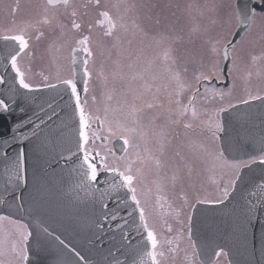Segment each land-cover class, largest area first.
I'll return each mask as SVG.
<instances>
[{"label": "snow or ice", "instance_id": "obj_1", "mask_svg": "<svg viewBox=\"0 0 264 264\" xmlns=\"http://www.w3.org/2000/svg\"><path fill=\"white\" fill-rule=\"evenodd\" d=\"M227 7L229 18H234L237 27L244 30L250 28L257 18L264 19V0H238ZM18 8L17 4L13 12ZM112 8L116 9L115 14L103 0H86L85 3L78 0H45L38 18L24 25L13 22L12 26L0 30V62L4 67L0 73V160L4 162L6 175L5 193L17 210L23 208V189L29 183V152L43 147V142L36 143L41 141L40 134L44 128L59 121L56 135L60 141L66 140V144H61L62 151L57 162L64 160L70 165V173H75L77 177V186L90 197L93 209L99 207L97 230L103 233L111 223L119 230L121 240L129 245L133 233L141 238L142 245L133 250L140 256L139 264H163V249L169 246L170 252L177 250L179 245L176 242L184 234V227L192 250L189 264H210L201 259L196 251L198 245L193 241L194 214L200 211L198 205H224L226 201L235 199L234 193L239 185H243L246 191V195L241 197L239 226L247 239V229L259 225L260 253L264 259V177L259 182L246 180L244 171L253 165L264 166V139L259 151L249 159H232L231 154L239 146L228 136L226 122L222 118V114L235 110L238 104L249 105L252 101L264 103V92H247L236 102L229 100L226 106L221 103L207 119H201L202 115L207 116V109L198 108L201 99L223 102L226 95H231L230 91L225 93L212 88V84L226 74L232 75L233 68L227 64L221 67L220 62L236 64L234 41L226 40L222 45L219 40L209 41L212 59L207 64L201 62L189 79L187 67L180 69L177 66L173 47L182 37L166 33L150 36L148 29L130 15L134 4L122 0ZM92 10L95 17L86 19ZM97 27L102 30L99 39L94 36ZM129 31L133 35L142 33L155 44H166V47L158 54L139 48L126 60L118 52L110 73H106L101 66L94 74L90 65H95L97 50L102 54L106 50V41H114L112 47L119 49V33ZM46 39L49 40V48L67 49L69 71L66 76L58 73L54 80L43 76L39 83H35L31 78V60L35 56L32 44L33 41L39 43ZM260 58L264 59V53ZM257 59L256 56L251 57L253 62ZM25 60L29 63L25 64ZM161 63L167 81L163 86L167 104L159 102L161 85L157 83L159 77L154 71ZM94 75L105 88L103 107L95 112L88 108L87 99H82V94L86 96L90 91L89 84ZM147 95L151 99H147ZM96 100L93 96V103ZM157 109V114L145 123V116ZM161 116L165 123L157 125L155 122ZM173 125L185 130H193L194 126L206 129L222 144L208 151L198 142L191 141L189 149L192 157H181L185 162L173 167L165 158L171 143L170 126ZM113 138L122 144L119 156L107 147ZM197 159L213 170L223 167L230 171L227 183L216 188L217 195H193L190 198L184 190L185 180L191 177ZM146 169L152 170L156 177L153 187L144 186ZM168 169H171V175ZM178 187L179 192L176 193ZM16 189H21L20 196L16 195ZM169 189L176 193V199L181 202L179 206L169 199ZM17 200L22 203L15 204ZM185 208L187 212L181 221L180 233L173 238H162L157 231L155 217L158 214H174L179 218ZM10 219L9 216H0V221ZM38 223L40 228L35 234L27 225H22V230L13 233L0 228V258L10 257L0 259V264H30V240L33 238L38 253L54 249L49 255L67 253L73 257L75 264H88L77 246L62 238V233L51 225L46 226L42 220ZM164 229L168 233L173 232L172 225L166 221ZM172 245L176 246L170 247ZM118 251L122 252V249ZM223 252L220 248L215 256L219 257ZM109 254H112L111 251ZM115 264H126V261L115 259Z\"/></svg>", "mask_w": 264, "mask_h": 264}, {"label": "water", "instance_id": "obj_2", "mask_svg": "<svg viewBox=\"0 0 264 264\" xmlns=\"http://www.w3.org/2000/svg\"><path fill=\"white\" fill-rule=\"evenodd\" d=\"M243 31L245 30L241 28L236 30L232 38L234 44ZM228 63L224 61V65L228 66ZM3 71V63L0 62V73ZM77 79L79 80V76ZM80 86L82 88V84ZM222 118L226 122L228 136L239 146L231 154L232 159H248L259 151L264 139V103L252 101L249 105H238L235 110L230 109L222 114ZM58 124L59 121H56L44 128L40 134L41 141L36 142H43V147L29 152V183L23 189L24 206L20 210H17L4 191L6 175L4 162L0 160V214L24 222L34 234L40 228L38 221H44L46 226L51 225V228L62 233L66 242L76 245L88 264H115V259L126 261V264H139L140 256L133 250L142 245L141 238L133 233L129 245L121 240L119 230L111 223L103 233L97 230L99 207L93 209L90 197L77 186V177L75 173H70V165L64 160L57 162L58 154L62 151L61 144H66V140L62 142L57 138ZM221 144L222 141H218V145ZM114 147L118 154L122 153L119 140L114 142ZM244 171L246 180L259 182L264 177V166L253 165L251 169ZM20 194L21 189H16V195ZM243 195H246V191L243 185H239L238 191L234 193L235 199L226 201L224 205L197 206L200 211L194 214L193 241L198 245L196 251L200 253L201 259L211 261L215 252L223 248L229 264H264L258 239L259 225L247 229V239L239 226ZM20 203V200L15 202ZM30 247V264H53L54 261L55 264H75L73 257L67 253L60 256L49 255L54 249L38 253L34 238L30 240ZM118 249H122V252Z\"/></svg>", "mask_w": 264, "mask_h": 264}, {"label": "rangeland", "instance_id": "obj_3", "mask_svg": "<svg viewBox=\"0 0 264 264\" xmlns=\"http://www.w3.org/2000/svg\"><path fill=\"white\" fill-rule=\"evenodd\" d=\"M103 2L115 14L116 9L112 8V5L122 3V0H103ZM123 2L135 5L130 15L148 29L150 36L157 33H166L172 36L182 37L173 47L175 48V56L178 59L177 66L180 69H183L185 66L187 67V78L189 79L193 72L200 66L201 62L207 64L212 59L209 53V41L219 40L222 45L226 40H231L237 28L235 19L229 18L227 7L230 4H234L235 0H123ZM121 11H123V8H121ZM38 17L39 15L29 17L26 21H32ZM93 18L92 16H88L86 19L91 20ZM24 24L26 23L22 22V25ZM194 29H198V31H193ZM101 31L98 27L94 31V36L97 39L101 38ZM119 35L121 37L119 49L112 47L114 41H106V50L102 54L100 50H97L95 65H90L93 68L94 74L99 71L101 66L104 67L106 73H110L113 68V61L117 58L118 52L126 60L130 53H134L139 48H144L149 53L158 54L166 47V44H155L150 38L145 37L139 32L135 35L132 34V31L128 33L121 32ZM234 47L236 49L234 54L236 64H231L230 66L233 68L232 75H229L230 85L227 88H222L220 84L223 79L217 80L212 84V88L222 90L225 93L230 91L231 95H226L223 102L219 99L209 102H205L202 99L199 100L198 108L202 107L207 109V116L202 115L201 119H207L208 116H211L213 111L221 103L226 106L229 100L236 102L239 98L246 96L247 92H264V59L260 58L261 54L264 53V19L257 18L252 23L248 32ZM37 52L38 57H40L39 54L43 50H38ZM252 56H256L258 59L253 62L251 60ZM220 63L222 67L223 61ZM53 64L57 66L56 59H53ZM154 71L159 77L157 83L161 85V91L158 94L159 102L167 104L166 91L163 87L167 83L163 72V64H159ZM249 72L251 73L250 76L248 75ZM119 86V81H117V87ZM109 87H111V82L109 83ZM89 88L90 91L86 96H83V99H87L88 108L95 112L98 108L102 109L104 104V84L94 75L93 80L89 84ZM201 91L203 92V88H201ZM93 96L97 98L95 103L92 101ZM146 98L151 99V96L147 95ZM158 111L157 109L149 112L145 116V123H148L149 118L156 115ZM155 123L157 125L164 124L163 116L157 119ZM170 131L172 132V135L169 136L171 143L168 146L165 158L173 167L182 165L185 162L181 157H192V152L189 149V143L191 141L198 142L208 151H213L219 147L217 140L203 128L194 126L193 130H185L183 127L173 125L170 126ZM110 145L109 143L107 147L111 148ZM177 153L180 155L177 156ZM168 174L171 175V169H168ZM155 178L153 171L146 169L143 178L144 186L153 187ZM229 178L230 171L227 168L216 167L213 170L210 165L197 159L191 177L185 180L184 190L189 193L190 198L193 195H200L202 197L215 196L218 194L216 188L226 184ZM178 192L179 187L176 189V193ZM176 193L171 189L167 191L169 199L174 201L176 206H179L181 202L176 199ZM186 212L187 209L185 208L179 218L174 214L163 216L158 214L155 217V224L160 236L165 239L177 236L182 229L181 221L184 220ZM165 221L172 225V233L165 231ZM184 230L185 232L181 236V239L176 242L179 247L175 252H170L168 250L169 246H165L163 249L165 252L163 264H189L192 250L190 248V242L187 239L186 227H184ZM175 246L172 245L170 247ZM224 253L222 255L225 256L226 260ZM219 262L221 261H216L215 264H219Z\"/></svg>", "mask_w": 264, "mask_h": 264}, {"label": "flooded vegetation", "instance_id": "obj_4", "mask_svg": "<svg viewBox=\"0 0 264 264\" xmlns=\"http://www.w3.org/2000/svg\"><path fill=\"white\" fill-rule=\"evenodd\" d=\"M78 2L85 3L86 0H78ZM44 3L45 0H0V30L12 26L13 22L16 25H22V22H30L26 21L27 18L35 17L38 15L40 16ZM17 4L19 5L18 11L13 12V9L16 8ZM89 16L95 17V11H90ZM249 29L250 28H248L243 33L242 37L248 32ZM48 43L49 40L46 39L40 41V43L33 41L32 44L35 56L31 60V78L35 83H39L42 80L43 76H49L54 80V76H56L58 73L61 76L68 74L69 61L68 59H66V57L68 56L67 49L61 48L59 50H56V48H49ZM58 46L59 45H57V47ZM38 50H43V54H39L40 57H38L37 55ZM53 59L57 60V66L53 64ZM28 63L29 61L25 60V64ZM224 82L225 81L223 78V81L221 82L220 86L222 88H227L230 85V78L228 79V82L225 85H223ZM83 96L84 95L82 94V99ZM112 141L110 142V146L113 149ZM14 221L15 220L12 219L0 221V228H2L8 233H13L22 230L21 226L23 224L19 221V223H14ZM0 259H10V257H3ZM216 261H221L219 262V264H227L225 256H223L222 254L219 257L215 256L210 262V264H215Z\"/></svg>", "mask_w": 264, "mask_h": 264}]
</instances>
